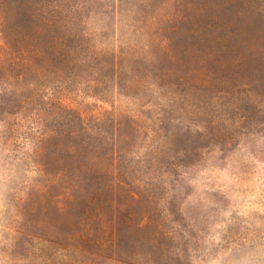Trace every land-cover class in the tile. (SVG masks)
<instances>
[{
  "label": "rangeland",
  "instance_id": "obj_1",
  "mask_svg": "<svg viewBox=\"0 0 264 264\" xmlns=\"http://www.w3.org/2000/svg\"><path fill=\"white\" fill-rule=\"evenodd\" d=\"M218 2L0 0V264H264L263 37ZM55 200L119 252L56 249Z\"/></svg>",
  "mask_w": 264,
  "mask_h": 264
},
{
  "label": "trees",
  "instance_id": "obj_2",
  "mask_svg": "<svg viewBox=\"0 0 264 264\" xmlns=\"http://www.w3.org/2000/svg\"><path fill=\"white\" fill-rule=\"evenodd\" d=\"M218 4L219 7L222 8V12L227 16L226 18L222 19V27L227 26L229 29L232 28L237 32V20H243L244 27L249 28L255 33H259L263 37L260 46V52H262V58L264 61V0H219ZM245 54L248 56L245 59L247 60L246 65L256 60L255 56H253V53L250 50H248ZM50 140L52 142L55 141V143H58V141L66 142V140L68 143L70 142V144L67 145L65 149L67 154H69L70 159L76 155H80L82 151L86 150V144L84 141L85 139L79 138L78 135L74 136L71 130H66L64 132L56 131L55 134H50L48 138H46V141ZM44 157L45 159L42 161V166L44 169L53 167L54 165L49 161V158H47L45 155ZM61 171L63 174L59 178L61 180L60 184L67 183L66 186L62 187L70 189L69 192L64 190L62 193L66 196H69L74 185H78L80 180L79 178L76 179V176L74 175L75 172L73 173L70 170L68 164H64ZM66 176H68V178H65ZM73 191L74 190H72V192ZM56 202V200L53 201V205L51 207L55 224H50V226L55 228L52 232L46 234L47 238L50 239L52 244H55V242H60L59 244L61 245L55 244L56 249L68 250L69 248L64 245L66 244L65 242H68L69 245L74 247L72 252L75 251V247L77 246H81L83 250H87L90 254H98L106 250L114 249L119 252V248L121 247L120 244L115 245L112 242H106L107 240L102 242L99 240L104 236L105 230L107 228L109 229V233L113 231L112 222H107V227L104 228L101 214H98L95 211L86 212L85 210V212L74 216L73 209L70 206L71 203L68 202L66 205L57 206ZM44 217L45 216L42 213L40 220H37V222L34 224L35 227L37 225L43 224V219H45ZM133 226L140 229L136 223ZM28 236L34 238L32 233ZM88 244H91L93 247L89 248L86 246ZM128 257L129 256H122L120 259L122 261L129 260L130 258ZM143 259L145 260L147 258Z\"/></svg>",
  "mask_w": 264,
  "mask_h": 264
}]
</instances>
